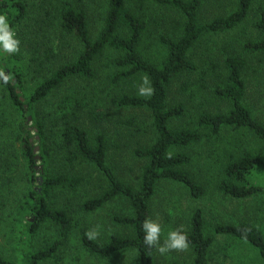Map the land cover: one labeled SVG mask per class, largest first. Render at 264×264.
<instances>
[{"label":"trees","instance_id":"obj_1","mask_svg":"<svg viewBox=\"0 0 264 264\" xmlns=\"http://www.w3.org/2000/svg\"><path fill=\"white\" fill-rule=\"evenodd\" d=\"M207 1L44 0V14L38 13L30 23V12L22 1L0 0V15L8 17L20 40L17 53L0 54V72L9 77L7 83L0 78V214L14 206L19 226L12 238L13 256L0 253V264H54L59 250L76 241L79 252L94 261L130 255L134 264H160L156 246L144 243L143 223L152 220L150 204L161 184L181 186L193 201L207 194V186L189 170L195 148L202 145L209 151L218 195L241 204L264 199V122L245 104L243 77L245 58L259 56L264 61V10L256 12L257 19L250 24L251 37L241 41L240 54L226 56L221 63L212 94L226 104L223 112L213 114L193 106L200 89L192 90V82L181 86V101L172 96L175 80L196 72L192 51L201 40L247 25L257 0H231L229 11L202 22L199 16ZM91 5L99 8L94 36L89 25L93 20ZM151 6L172 10L181 18L178 32L159 37L162 56L157 62L141 51L150 22L145 20L146 12ZM62 38L63 44L70 41L78 46L71 60L59 58ZM100 65L113 86L146 77L150 82L146 87L153 89L151 96L112 93L118 109L146 116L126 132L130 137L133 133L143 136L133 146H126L131 160L140 167L136 180L125 182L116 175L109 161L110 140L104 133L91 136L80 125L81 102L72 96L50 101L70 81L94 80ZM31 68L35 75L28 84L30 71L25 72ZM3 104L19 113L13 141L3 139L12 133ZM89 115L100 118L90 111ZM86 170L101 179L102 188L97 196L82 200L79 191ZM58 197H65L66 204L74 207L67 208ZM117 199L125 202L128 211L114 215L112 222L124 233H112L104 242L89 240L86 234L91 230L85 216ZM75 213H80L82 220ZM42 225L55 234L36 247L33 239ZM179 230L187 234L191 264H211L217 237L248 245L264 264V233L246 218L216 223L207 234L203 211L196 208L187 228ZM75 264L96 263L77 258ZM167 264L180 263L172 260Z\"/></svg>","mask_w":264,"mask_h":264},{"label":"rangeland","instance_id":"obj_2","mask_svg":"<svg viewBox=\"0 0 264 264\" xmlns=\"http://www.w3.org/2000/svg\"><path fill=\"white\" fill-rule=\"evenodd\" d=\"M22 1L30 12V23L33 17L43 12L44 0H15ZM89 1V0H87ZM231 0H208L201 12L200 20L202 22L209 21L211 18L225 14L230 10ZM227 8V10H226ZM261 8L264 10V0H257L247 25L237 28L235 31L204 37L200 45L192 51V59L197 67L196 72L189 78L180 77L176 79L171 88L172 96L182 100V94L179 91L185 81L192 82L194 85L191 89L198 91V97L192 101L193 106L204 108L206 112L217 113L225 110L226 104L217 100L212 94V88L217 83L216 77H219L221 72V63L226 56L231 54L239 55L240 43L243 39L251 37V22L257 19L256 12ZM91 13L93 20L90 25V30L94 36L98 28V18L96 12L99 11L97 5H91ZM145 20H150L149 27L145 33V39L141 46V51L144 56L157 62L162 56V47L159 44L160 36H172V34L179 31L181 26V18L172 10L166 8L151 6L146 12ZM63 50L60 53V59L63 61L71 60L78 52V46L74 42L61 39ZM58 44V42H56ZM27 53H25V56ZM250 56V55H246ZM247 62L246 69L243 73L246 82L247 91L245 95V104L252 110L254 116L260 121L264 122V61L261 57L256 56L244 59ZM216 64L212 65V64ZM263 72H262V71ZM30 71V72H28ZM28 84H32V71L26 70L25 74ZM105 72L98 68L97 76L94 80L70 81L55 99L50 101H60L67 96H72L73 100L81 102L83 105L82 119L80 125L91 136L98 133H104L109 142V161L116 175L125 182L136 180L139 176V165L131 160L130 152L126 146H133L143 136L133 133V137L129 134L126 136L127 130L132 131L136 124H141L142 120H146V116L142 113H132L126 110L118 109L112 98V93L124 91L127 93H138L141 86L144 85V79L134 78L121 85H111L108 83ZM108 73V72H107ZM220 78V77H219ZM199 88V89H198ZM197 91H193L196 93ZM181 94V96H180ZM184 99L188 101L186 95L183 94ZM190 102V100L188 101ZM7 119L9 121L8 131L9 137L3 136L13 141L16 137V129L19 113L14 108H8L7 105H2ZM86 108H85V107ZM3 110V109H2ZM3 110V111H4ZM90 114H95L100 118L93 119ZM104 114V115H103ZM131 120L129 124L128 122ZM18 122V121H17ZM136 123V124H135ZM32 125L31 121L29 122ZM7 142V141H6ZM10 142H8L9 144ZM116 147L118 149H116ZM206 146L196 147L193 152V162L189 170L201 185L207 186V194L200 200L193 201L188 197L186 191L175 184H161L152 200L150 207L152 210V221L161 225L162 234L160 237L159 246H163L167 240V235L170 231L186 229L191 213L199 208L203 211L205 219V231L211 234L212 228L216 223H229L244 218L252 221L259 226L264 233V199H253L243 204L229 202L225 200L214 190V182L216 173L210 168L211 160L209 159V151H206ZM36 152L38 151V147ZM10 151V150H8ZM211 157V156H210ZM87 176L84 183L81 185L79 196L82 200L97 196L101 192L102 182L95 173L91 170H86ZM62 203H67L65 197H58ZM70 202V201H68ZM71 203V202H70ZM64 204V205H65ZM67 208L74 207L66 204ZM71 209V208H70ZM75 209V208H73ZM128 209L122 199L105 204L97 212L85 216L84 220L89 223L90 230L97 231L99 235L95 239L100 242L106 241L107 237L112 233H124L119 230L112 222L114 215L125 214ZM14 206H9L0 214V253L7 258L13 256V235L19 228L17 223V216H15ZM77 219L83 218L80 213H75ZM32 220V218H28ZM84 222V221H83ZM55 231L44 227L43 225L37 229V235L34 237V243L37 246L41 244L43 238L54 236ZM78 237V235H75ZM157 262L160 264H167L172 260H177L180 264H191V255L188 249L183 250H169L161 253L156 246ZM84 263L96 264H134V260L130 255L123 257H114L106 261H97L88 258L78 249V242L74 244L67 243L64 248L59 250L55 256L54 264H75L76 259ZM211 264H262L256 255V252L248 245L237 242L232 239H225L217 237L210 253Z\"/></svg>","mask_w":264,"mask_h":264},{"label":"clouds","instance_id":"obj_3","mask_svg":"<svg viewBox=\"0 0 264 264\" xmlns=\"http://www.w3.org/2000/svg\"><path fill=\"white\" fill-rule=\"evenodd\" d=\"M20 40L17 38L16 32L10 26L8 17L0 15V54L4 53H17L19 51ZM0 78H3L5 83L8 82L9 77L0 72ZM148 79L144 78V85H149ZM153 92L152 87L141 86L139 94L142 96H151ZM144 243L149 246H158L161 253L169 250H183L188 248L187 234L180 230L170 231L167 235V240L163 246H159L160 237L162 234L161 225L152 221L145 220L143 223ZM87 238L89 240L95 239L99 233L95 230L88 232Z\"/></svg>","mask_w":264,"mask_h":264}]
</instances>
